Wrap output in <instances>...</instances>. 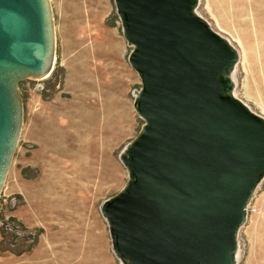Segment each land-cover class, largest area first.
<instances>
[{"label": "water", "instance_id": "obj_1", "mask_svg": "<svg viewBox=\"0 0 264 264\" xmlns=\"http://www.w3.org/2000/svg\"><path fill=\"white\" fill-rule=\"evenodd\" d=\"M115 3L145 122L120 155L127 184L101 206L113 250L124 264H235L264 178V117L229 93L239 53L195 14L198 0ZM52 55L50 4L0 0V189L19 133V83Z\"/></svg>", "mask_w": 264, "mask_h": 264}, {"label": "rangeland", "instance_id": "obj_2", "mask_svg": "<svg viewBox=\"0 0 264 264\" xmlns=\"http://www.w3.org/2000/svg\"><path fill=\"white\" fill-rule=\"evenodd\" d=\"M50 9L53 66L19 83L20 128L0 189V264H124L101 206L127 184L120 155L145 122L134 108L142 80L129 62L133 47L115 0H50ZM197 13L238 51L227 81L264 117V0H200ZM247 211L238 264H264V178Z\"/></svg>", "mask_w": 264, "mask_h": 264}, {"label": "bare ground", "instance_id": "obj_3", "mask_svg": "<svg viewBox=\"0 0 264 264\" xmlns=\"http://www.w3.org/2000/svg\"><path fill=\"white\" fill-rule=\"evenodd\" d=\"M199 1H200V0H198V4H199ZM46 2H47V4H50V0H46ZM252 5H253V4H252ZM195 14L198 15V16H200V15L197 13V8H196V10H195ZM200 17H201V16H200ZM220 35H221V34H220ZM221 36H222V35H221ZM222 37H224V36H222ZM224 38H225L228 42H230V40H229L228 38H226V37H224ZM230 43H231V42H230ZM53 60H54V58H53V55H52V58H51L50 64H49V66H48L46 69H44L42 72L37 73V74H30V75H28V77H30V78H42V77L46 76V75L48 74V72H49L51 66H53V65H52V64L54 63ZM236 67H237V63H236V64H235V65L229 70V75L232 76L233 79H234V73H235ZM234 86H235V81H234ZM136 93H137V91H136ZM229 93H230L232 96H234L235 98H237L236 95H235V91H234V89H231ZM18 101H20V100H18ZM19 106H20V102H19ZM19 128H20V122H19ZM238 252H239V248H238ZM238 252H237V259H236V263H235V264H238Z\"/></svg>", "mask_w": 264, "mask_h": 264}, {"label": "crops", "instance_id": "obj_4", "mask_svg": "<svg viewBox=\"0 0 264 264\" xmlns=\"http://www.w3.org/2000/svg\"><path fill=\"white\" fill-rule=\"evenodd\" d=\"M114 96H115V94H114ZM118 105H119V102H118L117 98H115V99L113 98L111 100V109H114L115 111H117ZM85 248H90V247H85Z\"/></svg>", "mask_w": 264, "mask_h": 264}]
</instances>
